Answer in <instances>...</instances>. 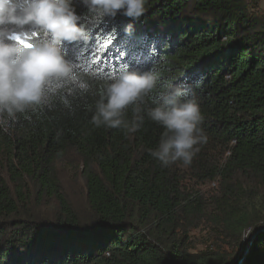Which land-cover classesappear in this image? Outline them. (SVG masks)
I'll return each instance as SVG.
<instances>
[{
  "label": "trees",
  "instance_id": "obj_1",
  "mask_svg": "<svg viewBox=\"0 0 264 264\" xmlns=\"http://www.w3.org/2000/svg\"><path fill=\"white\" fill-rule=\"evenodd\" d=\"M255 2L146 0L139 20L118 15L86 43L68 46L77 66L89 69L90 91L64 90L51 106L0 128V264L237 259L245 232L264 226V17ZM125 63L154 70L157 87L125 110L135 131L96 127L103 81ZM181 82L182 99L200 104L207 143L196 146L190 165L165 166L149 151L164 128L147 111ZM62 164L84 181L86 206L67 196ZM243 264H264V230Z\"/></svg>",
  "mask_w": 264,
  "mask_h": 264
},
{
  "label": "clouds",
  "instance_id": "obj_2",
  "mask_svg": "<svg viewBox=\"0 0 264 264\" xmlns=\"http://www.w3.org/2000/svg\"><path fill=\"white\" fill-rule=\"evenodd\" d=\"M77 2L87 14L77 11ZM146 0H0V128L29 109L51 106L64 90L70 93L90 91L88 68H79L68 55V46L86 43L91 31L102 22L123 15L132 21L145 14ZM133 24L125 26L130 34ZM158 75L152 69L141 70L122 64L103 81V93L95 103L92 123L96 127L129 128L125 110L157 87ZM187 82L174 84L166 102L154 101L147 116L162 125L158 146L150 155L162 164L180 161L192 163L207 143L200 127V104L185 96Z\"/></svg>",
  "mask_w": 264,
  "mask_h": 264
},
{
  "label": "rangeland",
  "instance_id": "obj_3",
  "mask_svg": "<svg viewBox=\"0 0 264 264\" xmlns=\"http://www.w3.org/2000/svg\"><path fill=\"white\" fill-rule=\"evenodd\" d=\"M257 1H258L257 3L255 2V11L258 13V15L264 17V0H257ZM75 156L76 155L71 154V156L67 158L68 159L67 164ZM67 164H62L59 167L60 178L63 183L64 190L68 194L67 196L69 197L72 203H74L77 206H86L87 199L85 193L86 190L84 189L85 188L84 181L81 179L79 173L73 170L75 167ZM208 186L209 184H206L204 187H208ZM245 233L246 234L244 236H245L246 244H248V241L249 242L252 241L253 244L254 239L259 232L254 233L253 231L252 232L246 231ZM252 244L250 248L252 247ZM245 260L246 258L244 259V261ZM244 261L241 264H243Z\"/></svg>",
  "mask_w": 264,
  "mask_h": 264
},
{
  "label": "water",
  "instance_id": "obj_4",
  "mask_svg": "<svg viewBox=\"0 0 264 264\" xmlns=\"http://www.w3.org/2000/svg\"><path fill=\"white\" fill-rule=\"evenodd\" d=\"M264 227H261L259 229H257L254 233H258L260 231H263ZM252 244V241H248V244L245 246L244 250L240 253V255L237 257V259L235 260V262H233V264H241L244 259L247 257L249 250H250V246Z\"/></svg>",
  "mask_w": 264,
  "mask_h": 264
},
{
  "label": "snow or ice",
  "instance_id": "obj_5",
  "mask_svg": "<svg viewBox=\"0 0 264 264\" xmlns=\"http://www.w3.org/2000/svg\"><path fill=\"white\" fill-rule=\"evenodd\" d=\"M124 55H125V53L122 52V53H121V56H124Z\"/></svg>",
  "mask_w": 264,
  "mask_h": 264
}]
</instances>
